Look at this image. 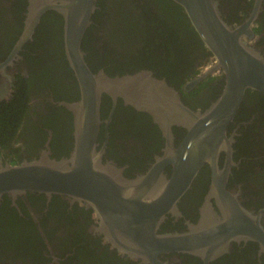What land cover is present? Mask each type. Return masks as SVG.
I'll return each mask as SVG.
<instances>
[{"label":"flooded vegetation","instance_id":"af4514ba","mask_svg":"<svg viewBox=\"0 0 264 264\" xmlns=\"http://www.w3.org/2000/svg\"><path fill=\"white\" fill-rule=\"evenodd\" d=\"M99 1H95L91 23L84 36L88 29L96 35L103 33L92 26H99L93 19ZM215 1L224 21L232 25H239L255 8L258 9L251 26L253 36L247 41L264 55V0ZM137 3L141 6L132 13H139L140 20L135 18L134 21L144 33L139 35V42L131 49L125 47L120 51L123 56L136 57V63L142 61L144 64L114 75L106 72V66L96 70L91 68L85 59L87 65L92 71L103 70L109 76L150 72L152 77L163 80L173 88L184 106L193 111H205L222 92L224 76L221 69L205 75L195 84L189 83L215 63L213 55H207L209 51L196 32L192 37L181 35L182 42L173 47L171 45V48L179 46L180 52L169 57L170 63L165 60L158 66V70L162 71L157 75L147 63L152 60L154 52V46L147 38L150 35V38L159 39L156 33L157 15L172 12L162 7L159 10L158 5L147 8L144 0ZM179 7L185 14L183 8ZM58 17L61 20L62 45L57 38ZM27 19L28 0H0L1 165L32 161L44 154L53 159L66 157L74 143L72 113L62 103L76 101L79 89L64 52L63 16L55 10L45 11L31 37L25 39ZM116 20L113 19V31H117L116 37L128 46V39H134L136 33L124 26L117 27ZM112 25H107L109 35ZM185 46L189 48L188 52L184 51ZM63 56L72 76L60 68L53 70V64L61 67L58 58ZM108 57L113 59L114 55L109 52ZM165 67L167 70L164 71ZM255 93L260 100L255 98ZM261 94L247 90L237 113L227 126V136L232 138V165L225 188L235 194L246 210L256 214L263 210L261 224L264 227V104ZM146 108L127 104L121 98L114 103L106 94L102 96V123L96 148L99 151L103 149L102 163L110 162L121 168L122 176L129 182L138 176H145L154 168L166 147L159 124ZM129 110L130 117L125 114ZM115 125L110 131V127ZM171 131L176 148L187 131L179 125H172ZM226 159V154L221 152L218 157L220 169L225 166ZM171 172V165L163 168L167 179ZM211 181L210 168L205 164L176 202L178 212L164 214L156 229L157 234L187 233L191 226L201 222L211 224L223 220L215 199L207 200ZM150 190L147 189L148 192ZM141 191L136 199L140 206H145L142 210L147 213L150 206L147 201L152 198L144 189ZM7 198L0 202V264H150L128 256L107 241L100 218L90 205L78 201L70 203L60 196L47 198L44 194L30 192L15 199ZM128 222L132 224L135 220ZM220 248V252L211 257L203 253L168 252L159 254L158 259L164 264H264V254L260 253L258 244L253 241L230 239Z\"/></svg>","mask_w":264,"mask_h":264},{"label":"water","instance_id":"95a60500","mask_svg":"<svg viewBox=\"0 0 264 264\" xmlns=\"http://www.w3.org/2000/svg\"><path fill=\"white\" fill-rule=\"evenodd\" d=\"M95 1L28 0L25 39L31 37L45 11L55 10L64 19V52L79 89L76 101L62 103L72 113L74 143L70 154L59 159L44 154L15 165L0 164V202L4 196L15 199L30 192L47 198L58 195L70 203L90 205L100 218L107 241L144 263L164 264L158 255L168 252L203 253L211 257L230 239L253 241L264 254L263 210L257 214L246 210L235 194L225 188L232 165V138L227 136V126L247 90L264 94V55L247 41L253 36L251 26L258 9L239 25H232L224 21L215 0H172L183 8L190 25L215 59L213 65L189 84L217 69L224 76L220 96L209 108L199 112L184 106L177 92L150 72L109 76L103 70L90 69L81 41L91 23ZM103 94L114 103L121 98L135 107H147L166 139L164 154L157 158L154 168L134 181H127L121 168L113 163H102L103 149L96 148ZM172 125L187 131L176 148ZM221 152L227 159L220 169ZM205 164L210 168L212 180L207 200L215 199L223 220L211 224L201 222L191 226L187 233L157 234L164 214L178 212L176 202ZM166 165L172 167L168 179L163 174ZM141 189L152 198L147 201L150 204L147 213L136 199ZM128 220L135 222L130 224Z\"/></svg>","mask_w":264,"mask_h":264},{"label":"trees","instance_id":"16d2710c","mask_svg":"<svg viewBox=\"0 0 264 264\" xmlns=\"http://www.w3.org/2000/svg\"><path fill=\"white\" fill-rule=\"evenodd\" d=\"M138 1L139 0H112V2H109V0H100L97 3L98 8L93 15V19H95V23H99V26H95V25L92 26L93 28L99 29V31L103 33H99L96 35L93 32H91L90 29H88L81 44L82 49L86 52L85 59L87 60L88 64H90L91 68H94L96 70L101 66H106L105 68L106 72L110 75H114V74H122L124 72H128L129 70L137 66H141V64L142 65L144 64V62L142 61H138V63H136L138 59L136 57H133L134 58L133 59L131 57H126L125 55L123 56V54H121L120 51L122 49H125V47L131 49L137 42H139L140 40L139 35L144 33L140 29L139 25L134 21L135 18L137 20H140L139 13L136 15L132 13L135 12V10H139L141 5H138L137 3ZM144 3H147L146 5L147 8H150L153 5L156 8V5H158L159 10L160 7H162L165 10L172 12V14L164 13L163 16L157 15L159 18L156 20L157 22L156 33L159 34V39L157 40L154 38H150V35L147 38L148 40H150L149 42H151L154 46L152 60L151 61L149 60V62L147 63L151 65L150 66L151 68L155 69L157 75H160L162 70H158V66H161L165 60H167V63H170L168 60L169 57L180 52L179 46L171 48V45L173 47V45L180 44L182 42L180 39L181 35H183V37H192L196 33L192 28V26L189 24L186 15L180 11V7L171 0H144ZM53 14L56 13L53 12ZM43 18L45 19V16ZM119 18L121 19L120 21ZM113 19H117L116 20L117 27L124 26V28L130 29L133 33H136V37L134 39H128L127 41L128 46H126L124 41H120V39L116 37L117 31L116 32L113 31L115 25L113 24ZM56 22H57V38L59 40V44H61L62 29H61V20L59 17L56 20ZM107 25L108 26L112 25L111 33L113 36L111 37H110L111 33L109 35V32L107 31ZM182 31L185 32L186 34L182 33ZM165 33L167 34V39H165ZM91 34L93 35L90 36ZM185 48L186 50L184 51L188 52L189 48L187 46H185ZM109 52L112 55H114L113 59H110L108 57ZM183 55H185V53H183ZM207 55H210V52H207ZM123 59L126 60V62H124ZM132 59L133 61L130 63ZM58 60L60 61L61 63L60 66L62 68L57 67V64H53L52 65L53 70L55 68H60L64 72H67L70 76L71 72L67 66V62L64 60V56L58 58ZM168 66L170 65H167V67ZM165 70H167L166 67L164 71ZM254 96L257 100H260L257 97L256 93L254 94ZM261 97L263 98V100L261 98V101L264 104V95L261 94ZM119 112L120 111L116 112V117L119 115ZM130 113L131 112L129 110V112H126L125 114L130 117ZM115 127L116 125L111 126L110 131L113 130ZM67 139L70 144L69 135L67 136ZM67 151L68 148L65 151V153H67ZM28 195L30 194L28 193ZM53 197L58 198V195H53ZM5 200H8L7 196L3 197V201ZM10 210H14V209H10Z\"/></svg>","mask_w":264,"mask_h":264}]
</instances>
